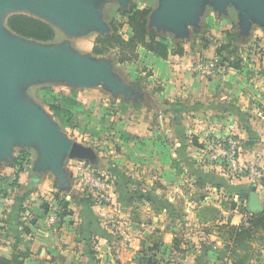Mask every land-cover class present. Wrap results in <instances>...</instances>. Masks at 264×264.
<instances>
[{"label":"crops","instance_id":"obj_1","mask_svg":"<svg viewBox=\"0 0 264 264\" xmlns=\"http://www.w3.org/2000/svg\"><path fill=\"white\" fill-rule=\"evenodd\" d=\"M131 1L155 13L167 11L170 4ZM196 5L197 11L203 9L210 45L167 61L141 50L143 66L153 69L158 85L133 86L143 95L153 93L155 108L140 100H116L129 140L118 143L114 159L102 155L93 167L67 157L48 163L36 137H8L0 150L1 256L10 258L16 249L29 253L34 263L139 264L141 252L157 246L160 264H234L221 231L248 219L244 196L253 186L248 179H233L223 172L220 161H207L206 150L212 138L264 134L257 120L260 107L264 111V50L249 67L235 69L225 62L221 74L208 79L191 74L190 66L198 59L230 61L232 52L241 51L251 38L263 48L264 0H196ZM35 18L67 34L62 22ZM229 40L243 41L218 56L217 49ZM75 100L81 104L80 98ZM43 115H52V124L62 128L53 114ZM21 153L30 158L15 182L13 161ZM83 163L109 180L108 203L88 201L80 172ZM257 192L264 206V195ZM57 194L69 203L71 215L53 225ZM44 204L50 206L47 215ZM113 213L116 221L110 220ZM252 247L256 255L249 264H264V241ZM177 253L183 254L180 262L174 260Z\"/></svg>","mask_w":264,"mask_h":264},{"label":"rangeland","instance_id":"obj_2","mask_svg":"<svg viewBox=\"0 0 264 264\" xmlns=\"http://www.w3.org/2000/svg\"><path fill=\"white\" fill-rule=\"evenodd\" d=\"M78 1L85 3V0ZM139 1L141 3L144 2L142 0H137L138 3H140ZM149 2L150 4H154V2ZM135 3L136 2L133 3L131 0H129L128 3L123 4L119 1L114 3L110 0H90L89 6H87L88 16L93 22L100 24L102 29H97L92 22L91 24L88 23L90 25L86 24L73 29L70 28L71 30H67V34L58 31V33L56 32V39L52 43H44V45L16 36L7 28L6 23L10 17L21 15V13L22 15H28L34 18L37 16L43 17L44 14L46 16L51 14L46 13L43 10H36L27 5H22L17 1H12L10 4L0 7V45L12 44L17 45L22 49H31L46 54L56 53L69 57L72 56L74 57L75 65L77 67L90 68L93 71H102L101 74L99 73L97 75L98 77H94V79H82L78 82H73L72 77L68 74H63L60 76H48L49 78L45 76H36L37 78L31 77L29 79L27 76L7 75L4 76V83L8 89V96L11 101L16 105L22 106L35 113L49 114L50 112L54 116V113L50 110V106L57 104L64 95L68 94V97L72 99L80 98L81 104L79 106L70 107L69 117L71 125L69 127H62L55 132V135L59 139L63 138L70 143L79 142L92 147L96 151L98 157L103 155L106 160L114 159L117 155L116 147L118 143L129 140V137L125 136L126 125L123 123L121 109L119 110L117 108L116 100H140L147 103L149 108H155L151 102L154 94L143 92V95L139 91V87L133 86L136 82L142 83L145 87L151 86L153 87L152 89H154L155 85H158V81L155 80V76L152 73L153 69L150 70L143 66V63L145 64L144 59H142L143 55L141 54V50H144L143 48H138L137 50V61L124 65L117 62V50L110 51L103 55H95L93 53L97 37H105L112 33L113 29L111 21L114 18L126 23V18H121L119 11H128L135 5ZM201 10L203 9L201 8L200 11L195 13L194 19L186 20L184 22L186 31L183 30V32L179 30L177 24L172 25L170 28L168 26L169 24H166L167 19L161 17L162 13L159 11L155 13L152 9V13L149 17V26L151 29L155 30L161 38L166 39L170 49H173V45H181L184 49L183 56L187 53L200 52L204 49L203 47L205 44L202 40L198 39L194 33L199 31L202 34L204 33L205 36L209 33L208 26L206 27L204 24V12H201ZM129 30L130 28L125 25L120 31L125 39H128L131 36V30L130 32ZM214 40L216 39L214 38ZM242 41L243 40H229L227 43L230 42L232 45L239 46ZM248 41L249 44L244 45L243 48H240L241 51L237 50V52L233 55L231 54L230 57L231 61L240 64V68L243 67L242 65L249 67L250 61L253 62V59L257 58L255 57L257 54H263L264 43L260 42V45H263V48H261V46L255 41V38L248 39ZM170 57L171 56H169V58ZM212 62L216 63V68L214 67L215 69L213 68L214 70L210 74H203L206 65L211 64ZM222 63L224 64L220 59L214 61L198 59L190 66V73L199 75L205 79L216 77L222 72ZM150 77H152L151 80ZM138 78H140V80H138ZM107 79H110L112 82H117L123 86L124 89L117 90L114 87H108L106 83ZM85 82H89L90 84L86 85ZM125 88L127 90H125ZM79 89L82 91H79ZM260 111L261 112L257 114V120H259L258 122L261 125L262 130H264L263 108L260 107ZM45 117L49 120L52 119V115H47ZM230 140H236L239 143V150L237 153L238 166L236 169L233 168L232 164L229 161H226L222 156V151H226L228 148L227 143ZM247 142H253V147H249ZM258 144L261 145L258 146L254 154L249 155L251 149L255 148ZM29 158L30 156L27 154L24 163L29 161ZM205 159L215 164H218V161H220V165L218 164V166H220V169L223 172H228L233 179H248L250 181L249 185H257L259 191L264 195V134L248 133V135L244 134L241 137H231L226 139L212 138L207 145ZM255 161L260 162L259 169L263 176L252 181L249 169ZM215 164L213 167L217 166ZM91 167H93V165ZM91 169L95 174L96 169ZM18 171L19 169H16V172ZM57 222L58 220H56L54 224H57ZM256 243L257 242H254L253 245H256ZM253 255L256 254L253 252ZM30 256L25 259V264H46L42 261L34 263L33 258Z\"/></svg>","mask_w":264,"mask_h":264},{"label":"water","instance_id":"obj_3","mask_svg":"<svg viewBox=\"0 0 264 264\" xmlns=\"http://www.w3.org/2000/svg\"><path fill=\"white\" fill-rule=\"evenodd\" d=\"M12 1H17L22 5L51 14L37 17L62 22L67 30L93 22L87 12L90 0H85V3L78 0H0V7L8 5ZM115 1H119L122 4L129 2V0ZM169 3L168 10L162 11L161 17L167 19L166 24H169L170 28L172 25L177 24L181 32L183 30L186 31L184 22L194 19L197 8H199L196 5V0H170ZM193 7H195V12L192 11L194 10ZM93 25L97 29H102L100 24L93 22ZM39 44L44 45V43ZM101 72L100 70L93 71L90 68L77 67L72 56L69 57L56 53L46 54L31 49H22L12 44L0 45V150L5 149L6 140L11 135L22 138L33 136L41 141L48 163L59 162V160L67 157L70 160L97 165L98 155L92 147L79 142L70 143L63 138L59 139L55 135V132L59 130L56 124H52L42 113L27 110L11 101L8 96V89L4 83V76H27L29 79L31 77L68 74L73 78V82H78L82 79H94ZM114 82L107 79L106 83L108 87H114L117 90L124 89L123 86ZM85 83L86 85L90 84L89 82ZM125 90L127 89L125 88ZM253 144V142H247V145L252 146ZM257 190L258 186L253 185L251 193H247L244 196L248 201V211L251 214H261L264 212V206L261 204Z\"/></svg>","mask_w":264,"mask_h":264},{"label":"trees","instance_id":"obj_4","mask_svg":"<svg viewBox=\"0 0 264 264\" xmlns=\"http://www.w3.org/2000/svg\"><path fill=\"white\" fill-rule=\"evenodd\" d=\"M151 9H140L138 6H132L128 11H119V15L122 18H126V23L114 18L111 21L112 33L105 37H97L93 48L95 55H103L110 51H118L117 62L121 65L135 62L138 59L137 50L143 48L147 52L153 54L159 59L167 60L169 56L178 55L183 56L184 49L181 45H173L172 48L168 46L166 39L161 38L157 32L150 28L149 17L151 15ZM7 28L15 35L27 39L36 41L39 43H51L56 39L55 29L36 18L27 15H14L7 20ZM127 25L131 30V36L125 39L121 34V30ZM194 35L204 42V49L210 45V41L205 37L204 33L195 32ZM232 44L229 42L227 46L217 49V55L223 57L222 52L229 50ZM175 47V48H174ZM235 54V51L232 52ZM224 63L227 62L235 69L240 68L239 63L224 59ZM240 62V61H238ZM79 102L75 99L64 95L57 104L50 106V110L54 113L55 120L61 127H69L71 120L69 117L70 107L79 106ZM25 153H21L20 156L13 161V167L19 169L16 172L15 182L19 174L24 170V166L27 163L25 161ZM97 178L102 177L97 173L94 174ZM90 192V191H89ZM86 191L87 199L90 203L95 202L92 193ZM58 209L54 213L56 220L62 222L65 217L71 215L69 211V203L65 198L55 195ZM100 204H106L98 201ZM44 214L47 215L50 212V206L44 204L42 206ZM244 214L247 215V209L244 208ZM248 226L242 224L240 226L227 225L222 228L223 237L226 242L228 253L231 254L234 264H249L253 259V243L264 241V212L261 214H249ZM34 224V223H33ZM157 246L148 248L141 252V258H139V264H160V261L156 257ZM181 251V250H178ZM30 256L29 253H21L18 250H14L10 258L0 255V264H25V259Z\"/></svg>","mask_w":264,"mask_h":264},{"label":"built area","instance_id":"obj_5","mask_svg":"<svg viewBox=\"0 0 264 264\" xmlns=\"http://www.w3.org/2000/svg\"><path fill=\"white\" fill-rule=\"evenodd\" d=\"M214 67L216 68V63H213V62L211 64L206 65L205 71H203V74H210L215 69ZM227 144H228L227 145L228 148L226 149V151H222V156L226 159V161H229L232 164L233 168L236 169L238 166L237 153L239 150V143L236 140H230L228 141ZM259 165H260V162L255 161L254 163H252L249 169L252 181H255L257 178H261L263 176L262 172L259 169ZM80 172L85 180L87 189L92 193L93 197L102 203H108L109 192L111 189L109 180L105 178H102V179L97 178L88 164L83 163V165L80 167ZM116 218H117L116 214L113 213L110 220L116 221ZM50 222L54 224L56 222V217L52 216L50 218ZM121 222L126 224L125 219H123ZM244 224L248 226L247 220L244 221ZM122 230L123 231L121 232L124 234L125 230L124 229ZM176 255L177 257L174 260H176V262H180L183 257V254L177 253Z\"/></svg>","mask_w":264,"mask_h":264}]
</instances>
